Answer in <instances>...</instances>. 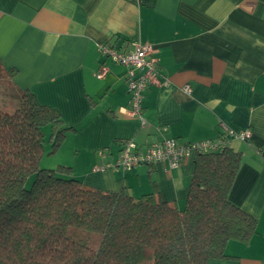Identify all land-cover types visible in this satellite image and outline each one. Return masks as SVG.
Listing matches in <instances>:
<instances>
[{"label":"crops","instance_id":"0c3cea01","mask_svg":"<svg viewBox=\"0 0 264 264\" xmlns=\"http://www.w3.org/2000/svg\"><path fill=\"white\" fill-rule=\"evenodd\" d=\"M102 43L156 49L161 84L145 91L144 124L123 112L130 101L126 68L102 56ZM0 66L8 72L0 77V109L12 111L25 90L55 108L76 130L52 154L53 167H71L76 179L103 190L126 187L135 197L154 191L183 209L194 156L174 169L159 162L97 172L98 150L107 148L114 161L118 142L144 147L161 139L159 126L185 143L216 139L221 123L250 130L247 141L229 140L241 152L229 198L256 217V233L247 243L230 241L229 258L209 264H264V2L0 0ZM102 66L107 73L97 78Z\"/></svg>","mask_w":264,"mask_h":264},{"label":"trees","instance_id":"16d2710c","mask_svg":"<svg viewBox=\"0 0 264 264\" xmlns=\"http://www.w3.org/2000/svg\"><path fill=\"white\" fill-rule=\"evenodd\" d=\"M7 73L0 66V77ZM46 127L48 154L76 130L28 90L12 111L0 109V264H209L229 258L230 241L247 243L256 233V217L229 198L241 152L193 154L179 209L154 191L135 197L126 187L87 185L71 167L42 168Z\"/></svg>","mask_w":264,"mask_h":264},{"label":"built area","instance_id":"2783aa9c","mask_svg":"<svg viewBox=\"0 0 264 264\" xmlns=\"http://www.w3.org/2000/svg\"><path fill=\"white\" fill-rule=\"evenodd\" d=\"M98 49L104 58L126 68L125 81L130 101L129 108L124 109L123 112L139 118L144 124L146 122L143 115L145 91L149 86L161 84L158 59L155 55L156 49L149 44H136L133 49L127 50L105 43L99 44ZM106 73L107 67L102 66L95 75L97 78H104ZM190 89L189 85L184 87L186 92H190ZM157 131L161 139L147 142L144 147L139 146L132 139L121 140L118 155L114 161L108 160L111 153L107 148L99 149L100 163L94 166V170L104 172L113 168L130 171L142 164L153 165L159 162H166L170 168L174 169L197 152L222 150L228 146L231 138L247 141L251 136L250 130L236 131L223 123L219 125V135L216 139L195 143H185L175 137L167 136L166 126H159Z\"/></svg>","mask_w":264,"mask_h":264},{"label":"rangeland","instance_id":"374dc122","mask_svg":"<svg viewBox=\"0 0 264 264\" xmlns=\"http://www.w3.org/2000/svg\"><path fill=\"white\" fill-rule=\"evenodd\" d=\"M48 128H46L45 130L47 131L46 132V139H45V146H46V148L48 149L49 147H50V142H49V136H50V130L48 129ZM52 157V154H48V153H46L45 154V156H44V161H43V163L41 164V167L42 168H46V167H43V166H45V162H47V160H48V164H51V165H47V166H52V167H47V168H49V169H51V170H56L57 168H58V165H55L54 167H53V165L54 164H56V163H54V161H53V159L51 158ZM78 172V171H77ZM31 181H32V178H30L28 181H27V186H29L30 185V183H31Z\"/></svg>","mask_w":264,"mask_h":264}]
</instances>
